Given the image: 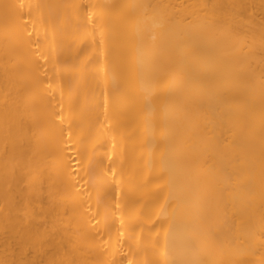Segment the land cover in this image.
Here are the masks:
<instances>
[{
    "label": "bare ground",
    "instance_id": "bare-ground-1",
    "mask_svg": "<svg viewBox=\"0 0 264 264\" xmlns=\"http://www.w3.org/2000/svg\"><path fill=\"white\" fill-rule=\"evenodd\" d=\"M0 264H264V0H0Z\"/></svg>",
    "mask_w": 264,
    "mask_h": 264
}]
</instances>
